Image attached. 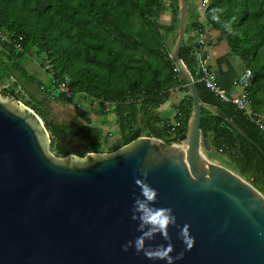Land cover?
<instances>
[{"label": "water", "instance_id": "1", "mask_svg": "<svg viewBox=\"0 0 264 264\" xmlns=\"http://www.w3.org/2000/svg\"><path fill=\"white\" fill-rule=\"evenodd\" d=\"M188 0H178V29L169 56L191 99L185 138L165 144L138 136L112 151L56 156L41 118L0 95V264H167L123 245L139 235L132 220L135 179L146 170L157 206L171 207L190 226V250L169 228L175 264H264V195L205 152L202 102L180 58L187 39ZM263 156L264 150L225 116ZM138 134V133H137ZM84 150H82L83 152ZM157 236L153 245L167 244Z\"/></svg>", "mask_w": 264, "mask_h": 264}, {"label": "trees", "instance_id": "2", "mask_svg": "<svg viewBox=\"0 0 264 264\" xmlns=\"http://www.w3.org/2000/svg\"><path fill=\"white\" fill-rule=\"evenodd\" d=\"M167 4L171 26L163 28L159 22L163 0H0V33L8 37V41L0 39L1 94L22 102L25 92L33 99L23 104L43 121L56 156L72 154L60 145V133L76 137L83 146L81 155L102 152L89 120L57 123L43 109L45 99L68 105L78 94L97 103V115L116 118L119 142L109 152L142 135L165 144L182 142L191 99L169 56L175 38L165 40L166 33L178 29V0ZM204 17V23L187 22V33L205 24L226 39L231 53L253 73L248 90L251 109L264 123V0H210ZM195 47L192 37L180 50L194 81L198 78ZM33 56L37 71L50 74L48 84L26 68ZM65 79L71 97L53 96V81ZM195 85L202 102L217 108H201V132L211 144L207 157H217L264 195V156L225 116L263 150L264 134L235 104L218 99L202 82ZM175 90L184 96L174 105L177 113L171 122L158 109Z\"/></svg>", "mask_w": 264, "mask_h": 264}, {"label": "clouds", "instance_id": "3", "mask_svg": "<svg viewBox=\"0 0 264 264\" xmlns=\"http://www.w3.org/2000/svg\"><path fill=\"white\" fill-rule=\"evenodd\" d=\"M144 179L137 177L136 185L139 187V194H134L132 204V220L137 222L139 235L128 240L122 247L125 251L134 248L137 253L143 252L152 261H166L167 264H175V261L182 259L184 252L181 251L175 256L172 255L174 245L170 242L169 228L177 225V217L171 207L157 206L158 191L147 182V171L142 170ZM178 237L185 245V250H190L195 238L190 234V226L184 224L178 226ZM169 241L167 244L153 245L157 236Z\"/></svg>", "mask_w": 264, "mask_h": 264}, {"label": "crops", "instance_id": "4", "mask_svg": "<svg viewBox=\"0 0 264 264\" xmlns=\"http://www.w3.org/2000/svg\"><path fill=\"white\" fill-rule=\"evenodd\" d=\"M167 3L168 0H163L164 7L160 15V21H159L160 25L163 28H169L171 26V14ZM200 4H201V0H192V6L191 8H189V3H188L187 22L197 21L198 23L199 22L204 23L203 21L205 17H204V13L200 11ZM201 27H202L201 30H202L203 38L205 41L204 48L210 57L209 63L217 74V80L220 87L224 89L229 95H236L238 93V90L236 87H234L233 81L237 78V76L243 69L242 62L240 61L239 58H237L231 53V50L228 47L226 39L217 30L205 24L204 25L202 24ZM176 34L177 31L172 33L170 32L166 33L165 40L176 38ZM174 94L176 95L181 94L182 96L181 97L171 96L170 99L174 97L173 101L171 100V103L167 101L158 109L160 113H164V111L166 110L171 111V116L166 117L171 122L174 121L177 113V111L174 109V105H176L179 101H181L184 96L178 90H175L172 95ZM53 101L56 102L54 99L52 100V102ZM56 104L60 105L59 109L63 108L60 103L56 102ZM74 107L75 106L73 103H70L68 105V108H70L74 112V115L77 116ZM108 135L106 136L108 137Z\"/></svg>", "mask_w": 264, "mask_h": 264}, {"label": "built area", "instance_id": "5", "mask_svg": "<svg viewBox=\"0 0 264 264\" xmlns=\"http://www.w3.org/2000/svg\"><path fill=\"white\" fill-rule=\"evenodd\" d=\"M210 0H201L200 11L204 13ZM194 37L196 40V47L192 51L197 66L198 78L196 81L204 83V85L220 100L231 102L235 104L240 110L244 111L248 118L253 121L264 134V123L261 121L260 116L253 112L251 109L249 99V87L252 81L253 73L248 67H243L237 78L233 81L234 87L237 88L238 93L236 95H229L224 89L220 87L217 81L216 72L211 68L209 63V55L205 51V41L203 38L202 30L199 27H195L187 35V39ZM0 39L2 41H8V37L0 33ZM195 81V82H196ZM55 84V90L52 93L53 96L71 97L67 87V79L61 82L53 81Z\"/></svg>", "mask_w": 264, "mask_h": 264}, {"label": "rangeland", "instance_id": "6", "mask_svg": "<svg viewBox=\"0 0 264 264\" xmlns=\"http://www.w3.org/2000/svg\"><path fill=\"white\" fill-rule=\"evenodd\" d=\"M189 8L192 6V0H188ZM164 7V6H163ZM175 35V34H174ZM173 35V36H174ZM26 68L31 73H35L40 80L44 84H48L50 74L48 75L44 70H38V62H36L35 57L33 56L32 59L27 62ZM1 87V86H0ZM28 90L30 92L35 91V88L33 86H29ZM22 97V103L26 101H32L33 99L25 92H23ZM0 95L1 92H0ZM4 96V95H3ZM38 99L42 100L43 98L39 97L37 94L35 95ZM172 96H179L181 97V94H174ZM32 99V100H31ZM174 97H172L170 100H168L171 103V100L173 101ZM33 103V102H32ZM74 104V108L77 113V118L81 121H88L89 120V130L91 132V135L95 137L100 143H101V151L102 152H109L110 150L114 149L118 142H119V130L118 125L116 123V118L113 114L108 115H97L95 109L98 110V105L96 102L91 101L89 97L86 95L78 94L75 95L72 99V102ZM60 105L56 104V102H52L51 100H46L43 105V109L49 113V118L53 119L54 113L59 110ZM73 113V111L71 112ZM160 116L163 118L171 116V111H164V113H160ZM67 113L66 117L61 119V123H67L68 121ZM110 134V135H108ZM108 135V137L106 136ZM53 152V151H52Z\"/></svg>", "mask_w": 264, "mask_h": 264}, {"label": "flooded vegetation", "instance_id": "7", "mask_svg": "<svg viewBox=\"0 0 264 264\" xmlns=\"http://www.w3.org/2000/svg\"><path fill=\"white\" fill-rule=\"evenodd\" d=\"M60 103V102H57ZM61 106L63 107L62 109H59L57 112L54 113L53 119H55V121L57 123H61V119L66 117V113H67V117H68V121L65 124L71 125L75 120L79 119L77 118L76 115H74V112H72V110L70 108H68V105L60 103ZM67 107V108H64ZM59 143L61 146H65L67 148H69L71 151H73L74 149L77 150L76 153H82L83 150V146L80 144L79 141H77L76 137L74 136H69L65 133H60L59 134ZM73 153V152H72Z\"/></svg>", "mask_w": 264, "mask_h": 264}]
</instances>
